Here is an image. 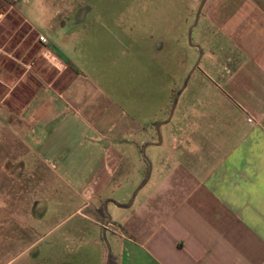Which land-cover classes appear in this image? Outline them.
I'll return each instance as SVG.
<instances>
[{
  "label": "crops",
  "instance_id": "crops-1",
  "mask_svg": "<svg viewBox=\"0 0 264 264\" xmlns=\"http://www.w3.org/2000/svg\"><path fill=\"white\" fill-rule=\"evenodd\" d=\"M67 2L0 0V255L71 242L73 264H87L85 246L105 230L112 264H264V0L208 1L194 45L203 60L159 145L173 89L152 115L140 102L154 107V96L131 94L128 114L77 65V36L92 23ZM124 18L99 25L113 34ZM146 144L162 156L129 205L134 187L120 183L140 171ZM107 200L129 206L112 203L104 227ZM49 202L68 213L45 217Z\"/></svg>",
  "mask_w": 264,
  "mask_h": 264
},
{
  "label": "rangeland",
  "instance_id": "rangeland-1",
  "mask_svg": "<svg viewBox=\"0 0 264 264\" xmlns=\"http://www.w3.org/2000/svg\"><path fill=\"white\" fill-rule=\"evenodd\" d=\"M208 1L206 0L202 6L197 23L188 39V29L193 23L200 0H165V2L163 0H69L66 7L73 10L78 17L86 15L87 20L92 23L83 35L77 36L78 41L73 51L76 63L79 68L89 71L99 79L100 87L109 93L113 100L120 103L128 114L134 112L137 103L131 94L146 92L152 94L154 107L149 106L146 99L140 102V108L146 115H152L155 109L156 111L159 109L163 97L167 95L170 88L173 92L181 88L189 70L198 58V49L195 51L191 45L197 42V32L200 31L202 15ZM116 13L123 14L125 17L122 22L124 29L113 28V34H110L108 29L99 25L101 20L99 17ZM160 44L162 49L161 53H158L157 46ZM163 48L166 51L170 49L165 58ZM187 54L189 57L191 54L190 59L194 60L191 67L184 70V65L181 68L178 60ZM161 156V153H158L150 158L149 151L141 152L140 171L132 169L129 176L133 175L132 179L126 178L120 183L121 190L124 192L130 190L131 184L134 187L129 194V201L133 202V195L136 196L138 191L143 189L142 187L141 190H137L147 175L149 174L150 177L151 172H155L156 163ZM148 187L149 185L144 190ZM115 197L118 199L120 196ZM112 202L106 206V213L110 218L118 212ZM45 208H47L45 217L58 215L61 217L68 213L66 208L57 211L50 202L45 205ZM107 237L105 234V241L109 246ZM46 238L48 241L52 237ZM98 242L96 244L92 241L85 246L86 252L91 253L87 264H103L105 260L106 244L104 241ZM74 247L75 245L71 242H62L57 244L55 254H34L33 252L6 254V256L1 254L0 264H73L72 254L68 252L71 249L73 251ZM98 247L103 254H95Z\"/></svg>",
  "mask_w": 264,
  "mask_h": 264
},
{
  "label": "water",
  "instance_id": "water-1",
  "mask_svg": "<svg viewBox=\"0 0 264 264\" xmlns=\"http://www.w3.org/2000/svg\"><path fill=\"white\" fill-rule=\"evenodd\" d=\"M205 1H206V0H200V2H199V5H198V7H197V9H196V12H195V15H194L193 23H192V25H191V26L189 27V29H188V39H189V37H190V34H191L192 29L195 27V25H196V23H197V20H198V17H199L200 11H201L202 6L204 5ZM191 46H194V45H191ZM194 47H195L196 49H198V53H199L198 58H197L196 62L194 63V65L192 66V68L189 70V72H188V74H187V76H186V78H185V81H184V83L182 84L181 88H180V89L176 92V94L174 95L173 100H172L171 109H170V112H169V115H168L167 119L164 120V121L158 122V123L155 125V132H156V143H155V145H159V144L161 143V135H160V132H159V128H160V126L170 121V119H171V117H172V115H173L174 109H175V107H176V103H177V100H178L179 94H180V92L185 88L188 79L190 78L192 72L194 71V69H195L196 66L198 65V63H199V61H200V58H201V56H202V51H201V49H200L198 46H194ZM153 144H154V143H153ZM146 146H147V144L144 145V146L142 147V153H144V150H145ZM148 178H149V174L147 175V177L145 178V180L143 181V183L141 184V186H140L137 190H139L140 188H142V187L146 184ZM134 196H135V194L133 195V198H134ZM133 198H132V199H133ZM108 202H112V201L107 200V201H105V202L103 203V205H102L103 211H104L105 213H106V206H107ZM112 203H113V202H112ZM131 203H132V201H130L129 205H131ZM113 204H114L115 206H117V207H120V208H127V207L129 206V205H128V206L116 205L115 203H113ZM106 216H107V219H106V221H105V223H104V227L107 226L108 223H109L110 220H111V218L107 215V213H106ZM102 235H103L104 242H105V244H106V248H107V255H106L105 264H109V262H110V248H109V246L107 245V242L105 241V230H103Z\"/></svg>",
  "mask_w": 264,
  "mask_h": 264
},
{
  "label": "trees",
  "instance_id": "trees-1",
  "mask_svg": "<svg viewBox=\"0 0 264 264\" xmlns=\"http://www.w3.org/2000/svg\"><path fill=\"white\" fill-rule=\"evenodd\" d=\"M175 93H176V91L173 92L172 97H174ZM97 212H98L99 215L101 216L102 221L105 222L106 219H107V216H106V213L103 211L102 205L98 208ZM109 264H112L111 260H110Z\"/></svg>",
  "mask_w": 264,
  "mask_h": 264
},
{
  "label": "built area",
  "instance_id": "built-area-1",
  "mask_svg": "<svg viewBox=\"0 0 264 264\" xmlns=\"http://www.w3.org/2000/svg\"><path fill=\"white\" fill-rule=\"evenodd\" d=\"M38 40L41 44H45L47 42V40L43 37V36H39ZM248 122H251V119H247Z\"/></svg>",
  "mask_w": 264,
  "mask_h": 264
}]
</instances>
